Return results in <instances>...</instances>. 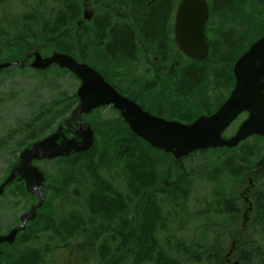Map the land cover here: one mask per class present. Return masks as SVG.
<instances>
[{"label": "trees", "instance_id": "1", "mask_svg": "<svg viewBox=\"0 0 264 264\" xmlns=\"http://www.w3.org/2000/svg\"><path fill=\"white\" fill-rule=\"evenodd\" d=\"M16 1L22 10L11 12ZM235 1L244 3L211 0L212 13L228 11ZM260 1L245 0L251 14L253 10V26L264 17V1ZM173 5L174 0H129L123 8L130 17L120 13L115 20L110 13L88 31L76 25L80 0H0V62L20 59L34 49L45 54L67 52L92 62L85 35L104 57L130 62L144 55L139 50L142 40L147 45L159 43L157 50L164 59L168 54L172 74L181 72L199 87L207 61L177 64L169 42L168 49L161 46ZM250 18L243 25L250 27ZM225 30L212 43L211 56L228 64L236 61L231 58L238 55L237 44L244 39L237 40ZM71 104L60 110L61 115ZM41 113L47 119V108ZM96 131L91 149L55 160L57 169L47 174L46 200L40 210L43 221L29 225L24 249L16 251L17 259L9 264H42L58 252L64 255L62 264H228L233 241V260L264 264V169L252 175L254 206L245 224L240 197L247 170L259 158L255 146L260 149L264 138L253 137V146L245 145L246 140L233 149H211L216 155L206 150L177 160L132 134L126 124L100 122ZM120 132L132 136L114 139ZM194 158L197 162L192 165Z\"/></svg>", "mask_w": 264, "mask_h": 264}, {"label": "rangeland", "instance_id": "2", "mask_svg": "<svg viewBox=\"0 0 264 264\" xmlns=\"http://www.w3.org/2000/svg\"><path fill=\"white\" fill-rule=\"evenodd\" d=\"M176 1L177 0H174V5ZM262 1L264 0L260 2ZM117 2L118 0H93L92 7L96 10L97 18L95 17L96 20L94 19L93 22H89L90 24L84 23V27H86L88 31H91L94 24L98 21V18L107 16L112 11L122 12L125 16H128L126 14V8H122L119 5L114 7L113 4ZM251 3L253 4V0H251L250 4ZM174 5L171 9L169 7L170 14L166 16L168 21L164 24V29L168 33V38H165V40L167 45L169 42L170 48ZM248 8L250 7L246 5L245 0L243 5H237V1H235L228 11L222 14L213 12L208 24V35L214 42L218 40L222 31L226 32L225 29L230 31L232 35H236L237 40L244 39L243 43L240 42L237 44L239 47V50H237L238 55L236 57L232 56L231 59L238 58L239 55L243 54L249 48L256 38L264 34V17L259 19L260 21H257L255 26H253V10L251 14ZM11 9V12H19L22 10L20 1L14 2V4L11 5ZM80 13H82V2ZM248 17H251L250 27L243 25ZM159 25L162 26L163 24L161 23ZM230 32H227V34ZM224 36H226V33ZM164 37H166L165 34ZM85 40L84 45L91 53L92 61L107 70L111 76L112 82L118 84L124 93L133 95L137 98L136 100L141 106H148L154 111L162 112L161 109L158 108V105H161L164 110V113L162 112L164 115L169 116L168 118L170 119L179 120L182 123L192 122L196 116L200 114L198 110L201 108L205 110H214L218 108L228 97L231 89L235 85V80L231 78L232 71L230 69V66L235 62L230 60L228 64H226L227 62L222 63L212 56L203 65L206 68V76L200 83L196 84L197 86L200 85L199 87H194L193 81L187 78V76H184L181 72H174V74L163 75V77L158 80V85H154V90L157 91L158 88H160V90H158L155 95H151L149 94L150 90L147 87H143L144 83L142 81V77L149 83L154 81V77L148 74V72L146 76H142L144 71L148 69V64L143 63L141 67H134L124 62L118 63L112 58L106 57V55L104 57V53L100 49H97L94 41H88L86 35ZM150 44L157 45L154 43ZM163 44L161 46H164ZM171 57L174 60L177 57L180 64L181 62L185 65L191 64L189 61L188 63L182 61V58L176 51ZM228 59L227 57L226 61H228ZM223 61H225V59H223ZM132 79L133 83L130 84ZM199 79L200 77L194 79V81L196 82ZM79 84V80L73 74L68 72L61 73L53 69L38 72L28 66L27 68L11 66L0 73V143L8 141L6 147L0 146V182L14 164L18 152L34 141L33 138L27 135L29 132L34 131V135L37 134L40 136L38 139L44 138L48 136L61 121L70 116L76 103L65 115H61L60 110L64 109V106L68 102H75L74 96L76 95ZM44 108H47L48 111L47 119H45V114H40L41 110ZM52 115H54L55 118H52ZM245 118H247L246 113L241 115L224 135L227 137L232 136ZM88 119L97 125L100 122H108L113 126L124 124L122 117L111 106L98 110L94 115H90ZM29 124H31L30 127L28 126ZM32 127H34L33 130ZM132 134L120 132L113 138L122 140L124 138H129ZM255 141L256 140H253V138L249 139L245 145L249 144L253 146ZM258 146L260 149H258L257 146H255V149L260 151L258 155H256L259 158L255 166L247 170L248 173L252 170H256L259 160L264 158V139L259 142ZM100 148L101 145L96 147V149ZM209 152L210 155L212 153L215 155L218 153L212 150ZM195 158L197 159V156ZM196 159L192 161V165L197 162ZM40 167L46 173L50 174L57 169V162L54 160L41 161ZM252 175L255 174L250 173L247 177L245 176V183L242 186L241 192L243 189L244 191L242 194L240 192V197L245 208H247L249 204H252L249 193L247 192L251 186L250 178ZM16 189H18V184L12 185L10 189H7L4 195L0 197V230L3 228L7 229L5 232L10 231L13 227L18 225L21 215L28 211L30 206L36 202L30 195L25 193L26 191L24 189L19 193L15 192ZM22 192L25 194L20 195ZM42 219L43 217L38 221L40 222ZM25 237H29L26 232L21 233L17 238L16 244L20 243V245H22ZM20 245H15V248Z\"/></svg>", "mask_w": 264, "mask_h": 264}, {"label": "water", "instance_id": "3", "mask_svg": "<svg viewBox=\"0 0 264 264\" xmlns=\"http://www.w3.org/2000/svg\"><path fill=\"white\" fill-rule=\"evenodd\" d=\"M209 7L206 0H182L177 15L176 38L180 48L190 56L202 58L208 52V44L204 35V24L208 18ZM89 18L88 12H85ZM35 56L32 66L39 69L47 68L56 63L73 71L81 80L78 90L79 105L72 116L65 121L67 126L80 125L76 136L68 139L60 125L57 132L35 143L32 148L22 153L20 165L15 168L0 187V194L5 184L11 182L16 172L26 179L30 192L39 197V202L32 206L28 213L22 216V224L8 235L0 236V242L12 243L18 231L25 228L28 220L36 217L37 208L43 204L44 193L41 188L45 178L32 165L34 159H53L67 156L71 152L87 151L94 144V130L86 124L82 115L94 108L113 104L121 111L126 123L139 137L153 147L172 153L180 158L195 150L211 147H235L242 140L252 136H264V36L253 43L235 65L237 84L229 98L210 116H201L191 124L167 121L144 111L138 104L119 94L92 67L80 63L69 54L55 52L49 57H43L39 51L27 54L23 61L16 64L25 65L27 60ZM11 63H0L2 68ZM243 111H248V118L240 125L234 136L224 138L223 132ZM58 142V140H60Z\"/></svg>", "mask_w": 264, "mask_h": 264}, {"label": "flooded vegetation", "instance_id": "4", "mask_svg": "<svg viewBox=\"0 0 264 264\" xmlns=\"http://www.w3.org/2000/svg\"><path fill=\"white\" fill-rule=\"evenodd\" d=\"M128 17H130L129 15H128ZM168 19V18H167ZM164 34H165V36L166 37H164V47H166L167 49H168V45L166 44V40H165V38H168V33L166 32V30L164 29ZM142 49L144 50V55H142V57L140 58V59H138V60H140V61H138L137 59H135V60H133V58L131 59V61L130 62H124V63H126V64H130V65H132V66H134V67H141V65L143 64V63H145V64H148L149 65V67H148V69H146L145 71H144V73L142 74V76H146V74H147V72H148V74H150V75H152L153 77H154V81L152 82V83H149L148 81H146V80H144L143 79V77H142V81H143V87H147L149 90H150V92H149V94H151V95H155L156 93H157V91L158 90H160V88H158V90L156 91V90H154L155 88H154V85H158V80L160 79V78H162L163 77V75H165V74H169V73H172V71L171 70H168V54L166 55V57H165V59L163 58V56H162V53H161V51L160 50H157V49H160V47H159V43L157 44V45H152V44H150V45H147V43H144L142 40L140 41V49L139 50H141L142 51ZM151 57H152V59H151ZM181 58H182V60H183V57L181 56ZM151 59V60H150ZM146 60V61H145ZM132 63V64H131ZM100 67V66H99ZM100 70H101V72H102V74L104 75V77L110 82V83H112L123 95H125V96H127V97H130V98H132V99H134L137 103H139L136 99V97H134L133 95H129V94H126V93H124L123 92V90L120 88V86L118 85V84H115V83H113L112 82V80H111V76H110V74L108 73V71L107 70H105L103 67H100ZM131 83H133V79L130 81V84ZM140 104V103H139ZM143 106V105H142ZM144 107V106H143ZM145 109H147V110H149V111H154V110H152L151 108H149L148 106H146V107H144ZM158 108H160L161 109V111L164 113V110H163V107L161 106V105H158ZM154 112H156L157 113V115H164L162 112H160V111H154ZM89 122V121H88ZM91 122V121H90ZM29 127L31 126V124H29L28 125ZM33 128L34 127H32V130H33ZM33 132L34 131H32V132H29L27 135L28 136H30L31 138H33L34 139V142H35V140L37 139L35 136H38L37 134L36 135H34L33 134ZM67 132V134H68V136H73L74 135V131L73 130H67L66 131ZM33 142V143H34ZM7 143H8V141H5V142H1L0 143V146L1 147H6V145H7ZM32 143V144H33ZM31 144V145H32ZM31 145L30 146H28V147H31ZM28 147H25V148H28ZM21 152H22V150L21 151H19L18 152V155H17V157H16V159H15V162H14V164L10 167V169L8 170V173L6 174V176L2 179V181L0 182V185L3 183V181L9 176V174L12 172V170L14 169V167L15 166H17L18 165V163H19V161H20V155H21ZM41 161H43V160H38V159H34L33 161H32V165H34V166H36L39 170H41V171H43L42 170V168L40 167V162ZM15 184H18V189L17 190H21L22 191V189H24L25 191H26V189H27V186H26V183H25V180L23 179V178H21L20 176H16V178H15V180L13 181V183L11 184V185H9V186H7L8 187V189H10V187L12 186V185H15ZM4 193H5V191L0 195V197H2L3 195H4ZM26 194H28L27 192H25ZM24 192H22L20 195H22V194H25ZM43 220H41L40 222H42ZM7 229H1L0 230V234H5V233H7V232H5ZM42 232H43V230H41L40 231V235L42 234ZM15 243H17V241L15 242ZM21 246V247H20ZM19 247H17L18 249H20V248H22V246L23 245H20ZM25 247V246H24ZM24 247H23V249H24ZM13 250H16V248H14L13 246H11V247H8L7 248V255H6V261L5 262H1L0 261V264H9V260H11L12 261V259H15L16 257H15V253L14 252H12Z\"/></svg>", "mask_w": 264, "mask_h": 264}]
</instances>
